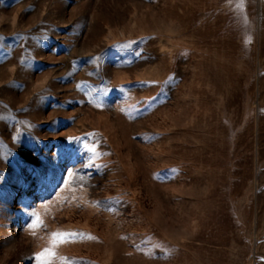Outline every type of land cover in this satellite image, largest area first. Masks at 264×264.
<instances>
[{"label":"rangeland","instance_id":"obj_1","mask_svg":"<svg viewBox=\"0 0 264 264\" xmlns=\"http://www.w3.org/2000/svg\"><path fill=\"white\" fill-rule=\"evenodd\" d=\"M45 259L264 264V0H0V264Z\"/></svg>","mask_w":264,"mask_h":264},{"label":"snow or ice","instance_id":"obj_2","mask_svg":"<svg viewBox=\"0 0 264 264\" xmlns=\"http://www.w3.org/2000/svg\"><path fill=\"white\" fill-rule=\"evenodd\" d=\"M69 144H71V140H69ZM66 179V177H65ZM40 226V221L39 217H36L35 219L32 220L31 223H29L28 227L31 229H35L36 227ZM60 235L58 233H53V236ZM63 235H71V234H63ZM52 253L49 250H44L43 252H40L37 254V258L40 259L41 257H50ZM42 264H50V262L45 259L42 261Z\"/></svg>","mask_w":264,"mask_h":264}]
</instances>
